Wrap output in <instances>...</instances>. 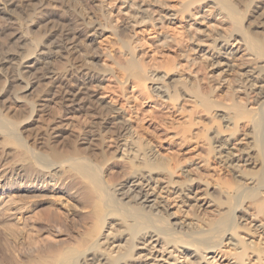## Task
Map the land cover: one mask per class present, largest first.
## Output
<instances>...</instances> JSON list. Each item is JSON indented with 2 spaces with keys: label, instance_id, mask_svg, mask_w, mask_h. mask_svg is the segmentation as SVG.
Instances as JSON below:
<instances>
[{
  "label": "bare ground",
  "instance_id": "bare-ground-1",
  "mask_svg": "<svg viewBox=\"0 0 264 264\" xmlns=\"http://www.w3.org/2000/svg\"><path fill=\"white\" fill-rule=\"evenodd\" d=\"M0 20V264H264V0H0Z\"/></svg>",
  "mask_w": 264,
  "mask_h": 264
},
{
  "label": "rangeland",
  "instance_id": "rangeland-1",
  "mask_svg": "<svg viewBox=\"0 0 264 264\" xmlns=\"http://www.w3.org/2000/svg\"><path fill=\"white\" fill-rule=\"evenodd\" d=\"M259 6H261V8H260V10H262V7H263V5H261V4H259ZM113 17H115L116 15V10L114 9V7H113ZM115 15V16H114ZM100 19V17H98V19H96V21L97 20H99ZM116 19V18H115ZM0 21H2L3 22V20H0ZM119 22V26L120 25H123L124 24V20L122 19H120L119 18V20H118ZM126 23V22H125ZM94 24H96V23H94ZM38 24H32L31 26L29 25V28H30V30L32 31V32H34L37 28H38ZM96 27H97V31H99V32H97V35H95L94 37H93V42L94 43H96V42H98V41H100L101 39L103 40V41H101L99 44H100V46H101V48H104V47H107L109 44H108V41L109 40H111V39H113V37L110 35V33L109 32H105V31H103V32H101V34H100V36H99V34L98 33H100V27H98V25H96ZM36 28V29H35ZM186 34H182V37L183 38H186V36H185ZM95 39V40H94ZM97 44L98 43H96L95 45L97 46ZM99 44H98V46L97 47H99L100 48V46H99ZM104 46V47H103ZM101 50V49H100ZM100 57L101 58H99L98 60L99 61H97V65L100 67V68H102V66H103V63H104V55H100ZM35 86H37L38 87V84L36 85H34V87ZM38 89V88H37ZM35 90H36V87H35ZM149 106L148 107H150V109L151 110H157V109H162L161 107H159V106H157L156 104H155V101H151V102H149V104H148ZM162 111H166V110H163L162 109ZM167 112H168V110H167ZM239 138H241V137H239ZM245 143V141H243V140H239L237 143H236V145H233V144H229L228 145V147H229V149L232 151V153L234 154V156H236L239 152H236V148H238V147H241L242 146V144H244ZM233 164H235L236 163V160L235 159H233V162H232ZM248 238V237H247ZM101 241H103V239H101ZM119 244H121V245H123L124 244V241L122 240V241H120V243ZM227 244V243H226ZM140 246V245H139ZM159 247H160V244L158 245ZM156 247V249L158 248V251H162V249L160 250L159 249V247ZM227 246V245H226ZM172 247H166V250L167 251H170V250H172L171 249ZM155 249V248H154ZM153 249V250H154ZM226 249H228V247H226ZM151 250V254H152V258L153 257H155V255L157 254V256H156V259L158 260H156L155 259V261H153V263L154 264H157L156 262H158V264H166L165 262H163L164 260H165V258L167 257V259L166 260H168L169 259V261L171 262H173V264H189V262H188V260H187V262H186V259H188V258H185L184 257V253H178V252H173L171 255H169L168 253H158V252H154L152 249H150ZM165 250V251H166ZM164 252V251H163ZM142 253V252H141ZM143 253H146L145 251H143ZM142 253V254H143ZM139 254V253H138ZM150 254V255H151ZM162 256H161V255ZM169 255V256H168ZM172 255H176V256H178V260L177 261H173L172 260V257H170V256H172ZM216 255V256H215ZM136 256H137V254H136ZM215 256V257H214ZM147 257H151V256H149V254H148V256ZM170 258H171V260H170ZM206 258H207V260L208 261H212L210 264H231L232 263V259H230V258H227L226 257V255H224L222 252H217L216 251V253L215 254H213V253H208L207 254V256H206ZM231 260V261H230ZM152 262V261H151ZM151 262H149V263H147V264H151ZM136 264H139V263H136ZM198 264H200V262L198 263Z\"/></svg>",
  "mask_w": 264,
  "mask_h": 264
}]
</instances>
